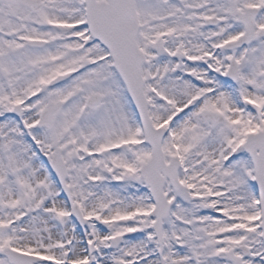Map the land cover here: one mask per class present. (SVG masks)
<instances>
[{"label": "snow or ice", "instance_id": "obj_1", "mask_svg": "<svg viewBox=\"0 0 264 264\" xmlns=\"http://www.w3.org/2000/svg\"><path fill=\"white\" fill-rule=\"evenodd\" d=\"M0 264H264V0H0Z\"/></svg>", "mask_w": 264, "mask_h": 264}]
</instances>
